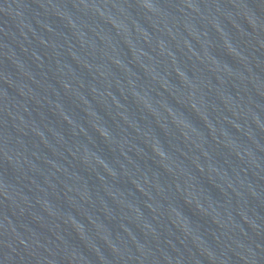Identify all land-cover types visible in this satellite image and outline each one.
<instances>
[{"label": "water", "instance_id": "1", "mask_svg": "<svg viewBox=\"0 0 264 264\" xmlns=\"http://www.w3.org/2000/svg\"><path fill=\"white\" fill-rule=\"evenodd\" d=\"M0 264H264V0H0Z\"/></svg>", "mask_w": 264, "mask_h": 264}]
</instances>
